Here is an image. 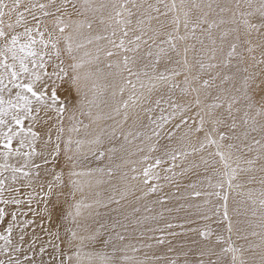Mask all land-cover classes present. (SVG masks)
Instances as JSON below:
<instances>
[{
	"label": "snow or ice",
	"instance_id": "6c2138e0",
	"mask_svg": "<svg viewBox=\"0 0 264 264\" xmlns=\"http://www.w3.org/2000/svg\"><path fill=\"white\" fill-rule=\"evenodd\" d=\"M235 8L239 11V18L230 4L219 2L186 4L181 0V3L177 4L176 0H172L171 3L167 0H157V3H152L150 0H142V2L123 0V2L97 5L91 0H45V2L0 0V148L3 149L0 151V264H46L44 260L36 259L38 254H44L45 247L41 244L37 250L36 241L39 237L36 236L34 228L30 235L29 227H39L42 231H47L48 235L54 239H60L59 229L55 232H52L50 228L44 229L40 221L47 219L51 224L53 209L66 203L68 197L74 201L72 207L75 211L69 210L66 214L61 212V219L71 221L74 225L77 224V218L83 214L82 209H91L94 204L107 207L109 203L119 204L126 198L127 192L121 195L120 199L112 197L108 202L96 201L93 204L85 203L83 200L77 201V192H83V184L78 177L91 175V172L75 171L86 156L81 147L84 142L75 141L76 147L73 149V141L69 138L64 147L61 146L64 113L70 108L73 110L77 107L83 108L87 99L86 94L83 93L82 77L79 72L84 67L85 61L78 58L76 53L85 47V44L79 41L81 29L86 27L91 30L93 21L72 20V15L84 16L88 12L101 13L99 23L104 26L105 31H110V35L95 37L97 41L105 40L110 45L104 50V55L108 58L121 57L107 65L109 69H112L108 75L114 77L119 83L113 95L123 96L126 90L125 85L132 89L129 99L122 101L113 110L115 115L120 116L123 109V122L126 123L129 119V110H136L135 120L141 122V127L148 129L147 132L121 134L124 140L130 143L128 137L133 136L134 139L139 137L141 142L151 141L153 138L158 141L165 125L179 118V123L174 125L176 132L186 128L183 136L179 137L181 142L188 141L192 154L208 152L207 157L201 155L199 163L193 161L185 165V160L190 153L183 147L167 145L164 148V154L172 162L166 169L167 175L161 177L159 172L155 171L162 163V160L157 158L154 164H149L139 175L128 176L126 172L124 177L135 181L142 175L145 190L142 191L140 198H146L163 188L161 179L167 184H175L179 190L178 177H184L194 169L201 168L202 165L205 172L211 168L213 176L217 178L215 183L211 178L207 180V187L213 189L212 192L198 190L199 186L196 183H191L188 187L195 190L191 193L192 196L206 198L205 205L211 203L207 197L222 196L223 218L228 221V236L216 235L213 242L211 231L206 228L200 229L199 235L204 243L199 249L201 259L198 264H257L255 258H245V245H238L233 239L235 233L237 239L244 240L247 244L248 237L245 229L234 227L228 213V196L223 193L225 187L229 191L234 187H241L239 183H234L238 181L240 174L256 171L257 162L264 160V124L249 117L248 113L245 114L243 128L236 124L234 118L231 124L227 123L232 117L233 104H227L226 113L218 110L225 108L221 97L225 92L230 94L231 90L220 88V94L215 97L217 102L211 104H205L200 99L201 93L207 98L211 96L213 88L219 87L216 80L221 77L217 69L231 67L233 59H238L240 62H247L250 59L251 64L243 69L245 76L239 91L243 92V99L249 112L256 110L258 116H264V104L257 109L251 94L258 76L261 78V83H264V36L260 35L264 31V23L254 22L255 17H264V0H242L235 5ZM107 9L111 12L105 19L103 13ZM193 9L199 10V15L195 19L192 18ZM171 12H175L170 22L173 28L172 31H165L169 23L167 17ZM213 14L216 19H209V16ZM134 16L135 23H133ZM153 21L156 23L154 24ZM181 24L186 30L191 27L190 35L200 45L199 49L195 44L190 46L186 44L181 53L178 41H187L189 38L188 35H179ZM205 25L207 27H204ZM224 25L235 27L222 29ZM197 30L200 32L199 36L196 35ZM217 32L219 35L216 34ZM254 34L260 39L255 46H251L254 43L251 38ZM230 35L234 39L228 44L229 51L226 58L217 63V54L224 53V46ZM242 36L244 42L250 45L246 49L247 57L238 51ZM92 42V39L87 41L88 44ZM257 49L261 56L259 63L256 56L252 55ZM190 51L192 52L191 62L188 59ZM172 53L182 58L173 60ZM85 55L91 56V53H85ZM65 57L70 62L66 63ZM99 58V50H97L94 59L99 60ZM161 61L175 66L164 72H158L156 65ZM141 63L145 69L150 68L151 72L134 71L135 66ZM194 69L197 70L195 75H193ZM209 73L214 75L209 79H202ZM141 76L147 79V83L141 80ZM181 76L182 81L179 80ZM132 77H135L137 83H133ZM232 79L231 76H224L222 83ZM61 91L69 95L74 91L79 97V105L75 107L65 105V101L61 99ZM193 94H195L194 100L188 99ZM232 100H236V97L232 96ZM194 105L198 110L193 117L189 115V112ZM157 112H159L158 116L155 115ZM84 114L83 111L80 112V115ZM87 115L92 117L90 108L87 110ZM71 118L75 120L76 116L73 114ZM100 118L102 117H97V119ZM103 118L112 119L113 117L109 115ZM144 119H147L146 125L143 124ZM25 121L29 122L27 128H25ZM189 121L195 127L190 126ZM50 122L57 126L54 141L51 132L45 133L47 136L45 139L40 131L33 130L36 127L50 128ZM206 124H210L211 127L206 129ZM222 128H228L229 131L222 132ZM71 131H79V129L73 127ZM201 131L205 133L204 140L198 145H191V134ZM176 132L169 135V140L176 138ZM254 134H259L260 138ZM13 141H17L19 147H13ZM225 141L229 142L225 143ZM38 143L39 150H37ZM102 143L101 136H97L90 142L97 146ZM213 148L214 151L211 150ZM157 150L158 145L149 148L150 152ZM110 151L115 152L116 149L112 148ZM137 151L143 152L144 148L138 147ZM253 152L255 156L249 158L247 154ZM62 153L72 169L68 174L67 183L64 181L63 170L58 172L56 168ZM95 154L99 159L105 156V152L99 149L95 150ZM37 158L43 163H37ZM148 159V156L143 157L144 161ZM177 161L181 168L179 173L175 171L178 167ZM126 163L135 164L134 161H126ZM217 163L221 166L216 167ZM96 171L103 172L104 169ZM108 171L111 173L114 169H108ZM129 171L136 173L137 169L132 167ZM260 171L264 172V167ZM261 184L259 199L253 198L251 191L249 199L253 205L258 203L260 208L264 209V177L261 178ZM21 188L30 189L26 200L21 196ZM65 188H68L67 192L64 191ZM158 202L163 204L167 201L161 199ZM21 205L26 206L28 211H21ZM184 207L185 205L181 204L178 208H169L167 211L179 212ZM187 207L191 208L192 205ZM195 207L198 210L202 208L199 204ZM134 211L139 212L140 209L136 208ZM28 212L32 213V218L20 219L22 216L26 217ZM238 212L239 209H237ZM253 215L256 213L253 212ZM160 218H163V213L160 214ZM155 219L156 217L152 216L138 218L126 215L123 221L115 220L112 228H119L122 231H117L114 237L109 235L103 241L105 245H113V255L104 253L101 256L102 264H117L114 254L118 250L125 253L122 258L125 264H149L147 256L141 261L135 255H127L129 250L132 253L139 252L143 245L121 244L118 246L115 242L125 241V233L131 236L148 221ZM205 219H207L206 216ZM165 227L171 229L173 224L168 223ZM256 227H259L261 231L259 233L252 231L251 235H259L261 244H247V248H260L258 264H264V212ZM104 228L105 225H101L100 229L92 231L86 237L79 235L77 230L66 228L67 237L61 243L68 249H72L77 242L82 246L85 240L99 241ZM145 231L156 232L163 229L147 227ZM145 231H140L139 235L143 237ZM157 243L163 244L165 240L161 238ZM146 247L151 248L152 245L148 244ZM80 251L81 248L77 247L75 256L78 260ZM72 259V256L67 257L68 264H71ZM60 264H64V261L61 260Z\"/></svg>",
	"mask_w": 264,
	"mask_h": 264
},
{
	"label": "rangeland",
	"instance_id": "374dc122",
	"mask_svg": "<svg viewBox=\"0 0 264 264\" xmlns=\"http://www.w3.org/2000/svg\"><path fill=\"white\" fill-rule=\"evenodd\" d=\"M27 2V0H25ZM35 2V0H33ZM40 2H45V0H40ZM94 4H110L113 2H123V0H91ZM135 2H142V0H135ZM152 3H157V0H150ZM168 3H171L172 0H167ZM186 4H207L209 2L215 4L219 3H227L232 6V9L237 14V18H239V11L235 8L237 3H241L242 0H183ZM176 3H181V0H176ZM131 6V4H130ZM206 10V9H205ZM133 11H135L133 9ZM110 9H107L103 13V18L107 19ZM175 12L169 13L167 20L169 23L166 26L165 31H172L173 25L170 23ZM199 15V10H192V18L195 19ZM228 15V14H226ZM101 18V13H91L88 12L84 16H77L75 14L72 15V20H88L93 21V27L91 30L86 27L81 29V35L79 37V41L85 44L84 48L79 49L76 53L78 58L83 59L85 61L84 67L79 70L80 75L82 77V86L83 93L86 94V101L83 105V108L77 107L75 110L72 108L69 109L68 112L64 113L63 116V129L64 131L61 133L62 136V148L66 144L67 140L71 138L73 141L72 148L75 149L76 144L75 141L80 140L84 143L81 145L82 150L86 153V156L83 158L82 163L78 166L75 171L77 172H91V175H83L78 177L83 184V192H77L76 200H83L85 203H93L96 201L108 202L112 197H116V199H120L121 195L127 192L126 198L122 199L119 204L114 202L109 203L107 207H99L94 204V207L91 209H82V215L77 218V224H72L71 221L61 219V212L64 214L67 211H75L72 207L74 201L71 197L67 198L66 203H62L53 209V217L51 224H49L48 220L45 219L40 221L44 229H51L52 232L57 231L59 229L60 239H54L52 236L48 235L47 231H42L41 228L30 226L29 233L31 235V231L34 228L36 236L39 237L36 241L37 250L43 244L45 247V252L43 255H37V260H44L46 264H60V261L63 260L64 264H68L67 257L72 256L71 264H102L101 256L104 253L113 255V245H105L103 241L107 239L109 235L115 236L117 231H122L119 228L113 229L112 224L115 220L119 219L123 221L124 216H134L138 218H143L145 216L156 217L155 220H150L147 224L143 225L141 228L137 229L131 236L128 233H125L126 239L123 242L116 241V245H127L132 244L134 246H141L139 252L132 253L130 250L127 255L132 256L135 255L139 260H144L147 256L149 260V264H198V261L201 259L199 255V249L203 246L204 241L202 237L199 235L200 229H209L212 233V240L215 241L216 235H224L228 236L227 226L228 221L223 218V205L224 200L221 197H217L215 195H211L207 197L211 201L210 204L205 205V197H194L191 195L195 190L188 187L191 183L198 184V190L202 192H212L213 189L207 187L208 178L212 179V182H216V177L213 176V171L210 168L207 172L204 171L203 165L199 169H194L192 172H189L184 177H178L179 181V190H177V186L175 184H167L163 179L160 180V183L163 184V188L158 190V192L154 195H150L146 198H140L142 191L145 190V186L142 183L144 177L141 175L140 179L132 181L124 177V173H128V176L139 175L142 170L147 167L149 164H154L155 159L160 158L162 163L159 165L155 171L159 172L160 176L163 177L167 175L166 169L171 166V160L165 156L164 148L167 145H172L175 147H183L185 151H188L190 155L185 160V165L190 162H200L201 155L207 157L208 152L204 153H191V146L188 141L185 140L181 142L179 137L183 136L186 128H182L179 132H176L174 125L179 123V118L176 121H173L167 125H165L161 137L157 141L156 138L148 141L144 140L141 142L139 137L135 139L133 136H129L128 140L131 141L126 142L123 138V135H127L129 132L135 134L138 131L147 132L148 129L145 127H141L139 121L135 120V111L133 109L129 110V119L125 123L123 122V109H121V115L116 116L114 113V109L119 106L122 101L128 100L129 96L132 94V89L129 86L125 85V92L123 96L117 94L113 95L114 91H117L119 87V83L114 79V77L108 75L112 69H109L107 65L110 62H115L121 57L114 56L108 58L104 55V50L109 48L107 41L99 40L97 41L95 37L100 35H110V31H105L104 26L99 23ZM164 19V17H161ZM209 19H216L215 15H210ZM31 20V17H29ZM136 17H133V23H135ZM255 23H264V17L257 16L254 19ZM155 24L156 21H153ZM204 27H207L205 25ZM235 27L234 25H224L223 28H231ZM191 27L187 30L181 24L179 26V35H188L189 38L187 41H178V45L181 49V53H183V48L185 45H196V48L199 49L200 45L194 40L191 35ZM243 30L241 29V35ZM219 35V32L216 33ZM197 36L200 35L199 30L196 33ZM260 35L264 36V31L260 33ZM131 36V33H130ZM253 39V45L259 42L260 37L257 35H253L251 37ZM92 39V43L88 44L87 41ZM164 39V37H161ZM234 39L233 36H229L226 40L224 46V53L217 54V63L226 58V54L229 51L228 44L232 42ZM247 45L244 42L243 36L240 42V46L238 51L243 53L245 57L248 56L246 51ZM63 47V44H62ZM97 50H99L100 58L99 60H95L94 57L97 54ZM85 53H91V56H86ZM252 55L256 56L257 63H259L261 56L259 53V49L252 53ZM173 60L181 59V57H177L175 53H172ZM66 63L70 62L65 57ZM188 59L192 61V52L190 51L188 54ZM91 60V62H88ZM251 64L250 59L247 62H240L238 59H233L231 67H221L217 69L220 73V79L216 80V84L219 86L218 88H213L211 90V96L205 97L203 93H201L200 99L205 104H211L217 102L215 97L220 94L219 89L223 88L225 90H231V93L225 94L221 97V102L225 104V108L219 109L220 112L226 113V106L228 103L233 104L232 109V117L228 119L227 123L231 124L232 118L235 119L236 124L240 127H244V120L246 119V113L248 116L256 119L258 122L264 124V116H258L256 114V110L249 112L245 101L243 99V92L239 91L241 89L243 78L245 73L243 69L248 67ZM175 65L172 63H167L165 61H161L158 65H156V70L158 72H164L166 69H171ZM151 72V69H145L143 63L137 64L134 68V71ZM197 72L196 69L193 70V75ZM214 73H209L202 77V79H209ZM224 76H231L233 79L231 81H226L222 83V78ZM133 83H137L135 77H132ZM141 80L147 83V79L141 76ZM179 80H183L181 76ZM198 86V85H197ZM253 96L254 102L257 104V109L261 104H264V83H261V78L258 76L255 84L253 85V89L251 92ZM61 99L65 101V105L67 106H78L79 105V97L74 93L69 95L63 91L60 93ZM195 94L188 99L194 100ZM232 96L236 97V100H232ZM91 101L92 103H89ZM91 109L92 117L90 118L87 115V110ZM198 109L193 106L190 110L189 115L195 116V113ZM83 111L85 114L80 115V112ZM73 114L76 116V119L73 120L71 117ZM54 118H55V114ZM111 115L113 118H103ZM156 116L159 115V112L155 113ZM97 117H102L97 119ZM51 123L50 128L46 127H36L33 130L40 131L42 136L46 139V132H51L53 141L55 140V136L57 134V126L55 123ZM198 125V120H197ZM29 122L25 121V128H27ZM143 124H147V119L143 120ZM189 125H192V122L189 121ZM87 126V127H85ZM75 127L79 129V131H71V129ZM210 124H206L205 128H210ZM222 132H228V128H222ZM115 132V135H113ZM172 132H176V138L169 140V135ZM123 134V135H121ZM259 137V134H254ZM97 136H101L103 143L102 145H93L90 144L91 141L95 140ZM205 133L201 132H193L191 134V145H198L200 142L204 140ZM229 141H225L228 143ZM158 145V150L154 152H150L149 148L151 146ZM13 147H19L17 141H13ZM138 147H143L144 151H137ZM40 144H37V150H39ZM112 148H115L116 151H110ZM99 149L105 152V156L103 159H99L95 150ZM214 151V148L211 149ZM0 151H3L0 148ZM144 156H148L149 159L147 161L143 160ZM247 156L249 158L255 156V152L248 153ZM218 160V157H217ZM126 161H134L135 164L126 163ZM37 163H43L39 158H37ZM178 167L175 169L177 173L181 171L179 166V161H177ZM221 165L217 163L216 167H220ZM136 167L137 172H130V168ZM264 167V160L258 161L256 164V171L254 172H245L241 173L238 181L234 183H239L241 187L233 188L229 191L226 187L224 189V193L228 196L227 206L229 217L232 220L234 227L242 228L246 230V234L248 237L247 244L259 245L261 244V237L259 235L253 236L251 235L252 231L260 232L261 229L256 227L257 224L260 223V216L264 209H261L259 204L253 205L251 200L249 199V192H252L253 198L259 199L258 193L262 188L261 178L264 177V172H261L260 169ZM57 171L63 170L64 172V181L65 183L69 180V172L72 170L70 164H68L65 160V156L62 153L59 157L56 165ZM97 169H104L103 172L96 171ZM108 169H114L113 172L109 173ZM74 179L76 177H73ZM254 178V179H253ZM51 179V177H48ZM156 183V181H153ZM135 189V191H132ZM30 189L21 188V196L26 200L27 193ZM65 192L68 191V188L64 189ZM177 197H185L184 199H178ZM55 199V197H53ZM161 199H165L166 203H159L158 201ZM181 204L185 205L179 212L172 211L168 212L169 208H178ZM201 205L202 208L198 210L195 206ZM187 205H192L191 208L187 207ZM35 207V205H33ZM139 208V212H135L134 209ZM237 209L239 212L237 213ZM20 210L23 212H27L28 209L26 206L21 205ZM253 212L256 215H253ZM99 213V215H97ZM163 213V218H160V214ZM205 216L207 219H205ZM32 218V213L28 212V215L20 217V219H30ZM39 221V217H37ZM239 221V223H237ZM7 222V220H6ZM173 224V228L168 229L165 227L166 224ZM101 225H105V228L102 230L103 235L100 237L99 241L89 242L85 240L82 246L77 245L72 249H68L61 241L65 240L67 237L66 228H72L78 231V234L81 236H88L92 231L100 229ZM251 225V226H250ZM147 227H154L158 229H163V231L156 232H147L145 229ZM193 229L197 231H192ZM131 231V229H130ZM140 231H145V235L141 237L139 235ZM170 233H174L175 235H171ZM245 234V233H242ZM163 238L165 243L160 244L157 243L159 239ZM27 239V237H26ZM233 239L236 240L238 245H245V258H255L257 264L260 259V248L253 247L252 249L247 248V244L244 240H239L236 238L235 233L233 234ZM151 244V248H147L146 245ZM77 247L81 248L80 251V259L78 260L75 256V252L77 251ZM219 247V246H218ZM57 248L59 250H57ZM125 253L123 251H116L114 256L117 264H125L123 261V256Z\"/></svg>",
	"mask_w": 264,
	"mask_h": 264
}]
</instances>
